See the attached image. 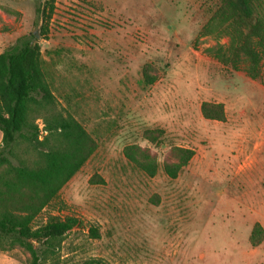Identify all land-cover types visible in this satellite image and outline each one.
Returning a JSON list of instances; mask_svg holds the SVG:
<instances>
[{
  "label": "rangeland",
  "instance_id": "1",
  "mask_svg": "<svg viewBox=\"0 0 264 264\" xmlns=\"http://www.w3.org/2000/svg\"><path fill=\"white\" fill-rule=\"evenodd\" d=\"M46 1L0 0V53L37 34L61 107L98 143L35 219V226L50 215L82 221L53 241L52 257L64 264H264V239L250 243L254 224L264 229V62L253 79L243 63L236 69L204 52L228 41L203 31L221 0H54L44 21L37 4ZM146 64L157 77L150 85ZM203 101L222 102L226 121L205 118ZM131 144L156 157L154 176L126 157ZM178 146L195 154L171 178L164 164ZM28 257L19 246L0 249V264Z\"/></svg>",
  "mask_w": 264,
  "mask_h": 264
},
{
  "label": "trees",
  "instance_id": "2",
  "mask_svg": "<svg viewBox=\"0 0 264 264\" xmlns=\"http://www.w3.org/2000/svg\"><path fill=\"white\" fill-rule=\"evenodd\" d=\"M53 9L54 0L37 4L44 21L51 18ZM203 31L218 39L228 38L227 42L218 40L208 46L206 54L236 69L243 63L248 76L261 77L263 0H221ZM46 32L47 22L41 25L40 34ZM153 68L150 64L143 67V82L147 85L157 78ZM201 113L207 119H227L222 102L203 101ZM38 119L43 120L42 129L47 131L43 138ZM0 131V249L21 247L29 253L27 264H64L50 254L54 251L53 241L82 224L81 219L73 214L50 215L42 224L35 226L34 222L96 151L98 143L73 114L61 107L43 67L35 33L19 37L0 53ZM146 137L155 139L153 131H146ZM172 152L175 160L166 162L164 170L176 178L195 151L178 146ZM124 153L148 175L157 173L156 157L139 145L126 146ZM89 229L93 237L100 236L97 227L91 225ZM263 239V226L256 222L250 243L258 246ZM88 264L105 263L91 260Z\"/></svg>",
  "mask_w": 264,
  "mask_h": 264
},
{
  "label": "crops",
  "instance_id": "3",
  "mask_svg": "<svg viewBox=\"0 0 264 264\" xmlns=\"http://www.w3.org/2000/svg\"><path fill=\"white\" fill-rule=\"evenodd\" d=\"M1 140H2V133H1V131H0V143H1Z\"/></svg>",
  "mask_w": 264,
  "mask_h": 264
},
{
  "label": "water",
  "instance_id": "4",
  "mask_svg": "<svg viewBox=\"0 0 264 264\" xmlns=\"http://www.w3.org/2000/svg\"><path fill=\"white\" fill-rule=\"evenodd\" d=\"M35 35H37V34H35Z\"/></svg>",
  "mask_w": 264,
  "mask_h": 264
}]
</instances>
